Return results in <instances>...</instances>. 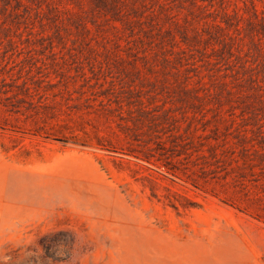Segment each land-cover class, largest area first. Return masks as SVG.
<instances>
[{"label":"rangeland","instance_id":"1","mask_svg":"<svg viewBox=\"0 0 264 264\" xmlns=\"http://www.w3.org/2000/svg\"><path fill=\"white\" fill-rule=\"evenodd\" d=\"M0 264H264V0H0Z\"/></svg>","mask_w":264,"mask_h":264}]
</instances>
